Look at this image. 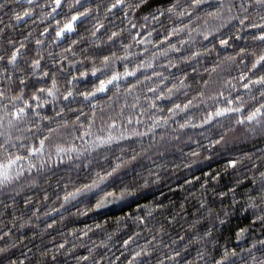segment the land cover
<instances>
[{
  "label": "clouds",
  "instance_id": "1",
  "mask_svg": "<svg viewBox=\"0 0 264 264\" xmlns=\"http://www.w3.org/2000/svg\"><path fill=\"white\" fill-rule=\"evenodd\" d=\"M0 264H264V0H0Z\"/></svg>",
  "mask_w": 264,
  "mask_h": 264
}]
</instances>
